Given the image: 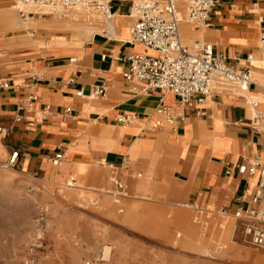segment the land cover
Masks as SVG:
<instances>
[{
	"label": "crops",
	"instance_id": "obj_1",
	"mask_svg": "<svg viewBox=\"0 0 264 264\" xmlns=\"http://www.w3.org/2000/svg\"><path fill=\"white\" fill-rule=\"evenodd\" d=\"M8 1L0 0V79L10 83L0 90V121L7 129L0 136L1 155L19 150L22 171L62 179L71 190L105 193L100 206L112 213L117 179L127 189V218H146L156 209L173 227H189L201 206L218 214L226 209L222 217L238 221L234 213L252 204L259 175L228 170L264 158V118H254L250 103L257 101L264 114V0H222L209 25L188 22L186 4L178 3L183 43H211L228 64L253 77L247 91L217 82L213 95L195 106L181 104L171 92H145L142 83L126 78L129 63L118 57L157 54L131 40L136 0H112L114 16L104 25L53 15L24 24ZM101 84H107L106 94L92 98ZM32 94L38 100L29 107ZM161 105L178 116L174 125L157 112ZM122 115L134 121L121 124ZM59 149L65 159L57 167L52 157ZM216 234L234 241V231L230 238L229 232ZM109 253L106 246L105 257Z\"/></svg>",
	"mask_w": 264,
	"mask_h": 264
},
{
	"label": "rangeland",
	"instance_id": "obj_2",
	"mask_svg": "<svg viewBox=\"0 0 264 264\" xmlns=\"http://www.w3.org/2000/svg\"><path fill=\"white\" fill-rule=\"evenodd\" d=\"M8 155L0 154V264H31L29 246L42 206L49 208V216L44 247L34 264H264V249L243 241L240 234L234 241L220 240L216 232H229L230 238L238 221L223 218L217 209L200 206L202 212L193 211L189 227H173L166 212L156 209L146 218H127L125 186L122 195L116 186L111 194L112 213L100 206L105 193L71 190L62 179L34 177L6 166Z\"/></svg>",
	"mask_w": 264,
	"mask_h": 264
},
{
	"label": "built area",
	"instance_id": "obj_3",
	"mask_svg": "<svg viewBox=\"0 0 264 264\" xmlns=\"http://www.w3.org/2000/svg\"><path fill=\"white\" fill-rule=\"evenodd\" d=\"M18 5V12L24 20L34 16L69 15L86 16L93 23L106 24L113 18L112 0H13ZM186 4V20L193 24L209 25L212 12L222 0H136L131 7V16L135 18L130 27L131 40L155 50L156 55L128 54L117 59L126 60L129 67L125 76L128 80L135 79L143 84V91L153 89L171 92L183 105L195 106L203 103L214 93L217 82L237 84L243 91L249 89L253 82L250 70L239 71L226 62L222 54H218L211 43H196L193 48L184 45L180 36L182 16L178 3ZM107 32V30H105ZM261 48L264 53V27L260 34ZM75 62L76 59L70 60ZM264 63V55H263ZM72 80H70L71 82ZM10 83L0 79V90L8 88ZM108 89L107 84L94 88L92 98L102 97ZM83 96V90L78 92ZM38 96L30 95L28 106L32 107ZM254 108V118L261 122L264 114L257 109V101L250 100ZM48 108V107H47ZM67 108L66 112H71ZM157 112L169 123L174 125L178 116L168 106L161 105ZM180 117V116H179ZM135 116L122 115L117 119L121 124H130ZM182 120V118H179ZM158 123V122H157ZM0 121V134L6 133ZM19 150L13 151L6 160V166L19 167ZM65 159V151L59 149L52 157V164L61 165ZM259 175V181L252 204L245 210H237L234 216L238 223L234 233L240 234L243 241L264 249V158L255 156L250 162L239 164L229 173ZM118 195H122L125 187L115 180ZM32 190H34L32 188ZM219 214L228 215L226 209ZM49 216V208L42 206L36 219L34 237L29 246L31 264L35 256L44 247L45 226ZM28 262V263H29ZM89 264V263H88Z\"/></svg>",
	"mask_w": 264,
	"mask_h": 264
},
{
	"label": "bare ground",
	"instance_id": "obj_4",
	"mask_svg": "<svg viewBox=\"0 0 264 264\" xmlns=\"http://www.w3.org/2000/svg\"><path fill=\"white\" fill-rule=\"evenodd\" d=\"M15 6L18 8L19 6L18 5H16V3H15ZM53 16H57V17H64V16H60V15H53ZM20 18H21V20L23 21V23L24 24H27L28 22H29V20H31L32 18H30L28 21L27 20H24L21 16H20ZM72 18H74L76 21H81L80 19L81 18H83V19H85V20H88L87 18H86V16H84V15H81V16H76V17H73L72 16ZM110 21H108L107 23H109ZM106 23V24H107ZM107 252V251H106ZM107 255V254H106Z\"/></svg>",
	"mask_w": 264,
	"mask_h": 264
}]
</instances>
